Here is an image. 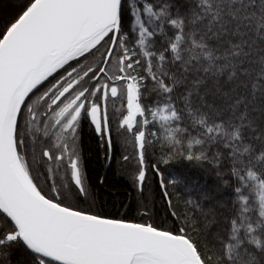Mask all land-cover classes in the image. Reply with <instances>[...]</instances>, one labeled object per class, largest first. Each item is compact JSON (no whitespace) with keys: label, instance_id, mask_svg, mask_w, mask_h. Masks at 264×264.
<instances>
[{"label":"snow or ice","instance_id":"obj_1","mask_svg":"<svg viewBox=\"0 0 264 264\" xmlns=\"http://www.w3.org/2000/svg\"><path fill=\"white\" fill-rule=\"evenodd\" d=\"M117 101L141 199L151 169L171 223L147 203L129 216L93 196L83 129L108 159ZM157 145L165 164L209 166L227 197L177 210ZM11 250L19 264H264V0H14L0 11V255Z\"/></svg>","mask_w":264,"mask_h":264},{"label":"trees","instance_id":"obj_2","mask_svg":"<svg viewBox=\"0 0 264 264\" xmlns=\"http://www.w3.org/2000/svg\"><path fill=\"white\" fill-rule=\"evenodd\" d=\"M13 3L14 0H0V11H7ZM113 119L115 122L114 115ZM114 132L116 146L113 148L109 163L105 157V148L101 146L93 131L85 126L82 133L84 160L97 205L104 208L105 211L118 214L127 211L129 216H137L138 205L147 203L148 207L152 209L155 219L171 223V219H174L170 218L172 209L169 207L167 197L163 196L164 189L159 184L160 176L149 169L145 185V195L148 199L142 201L140 191L135 183L138 160L135 157L134 148L131 144H124L117 136L115 129ZM161 151L157 145L156 154L152 160L153 162L159 161V167L164 173L163 179L170 182L168 192L171 193V203L177 210L187 211L191 208L187 201L189 199L198 201L204 193L215 199L227 197L228 191L222 188L220 178L209 166L201 167L179 155L165 164L159 160ZM125 155L129 157L127 161L123 159ZM207 203L209 202L205 201V204ZM21 259L22 253L18 250H11L7 255H0L2 264H19Z\"/></svg>","mask_w":264,"mask_h":264},{"label":"flooded vegetation","instance_id":"obj_3","mask_svg":"<svg viewBox=\"0 0 264 264\" xmlns=\"http://www.w3.org/2000/svg\"><path fill=\"white\" fill-rule=\"evenodd\" d=\"M110 108L114 109L115 110V118H116V115H118V109H119V101H117L115 103V105H112L110 104ZM114 129H115V122H114V119H113V135H112V143H113V147L111 149V152H110V157L107 159L108 160V163L110 162L111 160V157H112V153H113V148L114 146H116V143H115V132H114ZM94 133V131H93ZM94 135L99 139L100 143H101V146L105 148V152L108 150L107 149V143L106 142H101L100 138L94 133ZM128 147V145H126ZM126 146H124L126 148Z\"/></svg>","mask_w":264,"mask_h":264},{"label":"water","instance_id":"obj_4","mask_svg":"<svg viewBox=\"0 0 264 264\" xmlns=\"http://www.w3.org/2000/svg\"><path fill=\"white\" fill-rule=\"evenodd\" d=\"M159 184H160V181H159ZM138 187V186H137ZM160 187H161V185H160ZM162 188V187H161ZM138 189H139V187H138ZM163 189V188H162ZM166 198V197H165Z\"/></svg>","mask_w":264,"mask_h":264},{"label":"rangeland","instance_id":"obj_5","mask_svg":"<svg viewBox=\"0 0 264 264\" xmlns=\"http://www.w3.org/2000/svg\"><path fill=\"white\" fill-rule=\"evenodd\" d=\"M136 174H137V172H136ZM136 176V175H135Z\"/></svg>","mask_w":264,"mask_h":264}]
</instances>
